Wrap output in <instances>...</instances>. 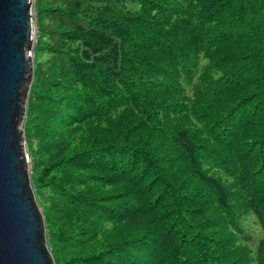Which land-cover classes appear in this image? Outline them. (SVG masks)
I'll use <instances>...</instances> for the list:
<instances>
[{"label":"trees","instance_id":"trees-1","mask_svg":"<svg viewBox=\"0 0 264 264\" xmlns=\"http://www.w3.org/2000/svg\"><path fill=\"white\" fill-rule=\"evenodd\" d=\"M23 123L54 264H264V0H35Z\"/></svg>","mask_w":264,"mask_h":264},{"label":"water","instance_id":"water-1","mask_svg":"<svg viewBox=\"0 0 264 264\" xmlns=\"http://www.w3.org/2000/svg\"><path fill=\"white\" fill-rule=\"evenodd\" d=\"M31 0H0V264H54L20 124L30 86Z\"/></svg>","mask_w":264,"mask_h":264},{"label":"rangeland","instance_id":"rangeland-1","mask_svg":"<svg viewBox=\"0 0 264 264\" xmlns=\"http://www.w3.org/2000/svg\"><path fill=\"white\" fill-rule=\"evenodd\" d=\"M34 3H35V0H34ZM34 20V23H33V32H32V37L35 39L32 44L30 45V47L32 48V56H31V60H30V63H31V68L33 70V54H34V46H35V43H36V32H37V27H36V20H37V16L35 14V19L33 18ZM32 70H31V74H30V79L32 80ZM30 85H31V82H30ZM30 88V86H29ZM28 92H29V89H28ZM28 92L26 94V97L24 98V115H23V119H22V122L20 124V128L22 129V132H23V143H24V148H25V156L28 157V154H27V150H26V145H25V139H24V128H23V123H24V119H25V111H26V103H27V98H28ZM29 158V157H28ZM27 166H28V163H27ZM29 171V169H28ZM37 202V201H36ZM38 205V204H37ZM38 207L40 208V211H41V207L38 205ZM42 214V212H41ZM48 247V246H47Z\"/></svg>","mask_w":264,"mask_h":264},{"label":"built area","instance_id":"built-area-1","mask_svg":"<svg viewBox=\"0 0 264 264\" xmlns=\"http://www.w3.org/2000/svg\"><path fill=\"white\" fill-rule=\"evenodd\" d=\"M29 13H30V16H31V20H32V32H33V23H34V20L33 18L35 19V14H36V11H35V7H34V0H31V7H30V10H29ZM35 39L32 37L31 41L33 42ZM31 42V44H32ZM29 55L32 56V48L30 47L29 49ZM26 157V161L28 162L29 158L27 156Z\"/></svg>","mask_w":264,"mask_h":264}]
</instances>
